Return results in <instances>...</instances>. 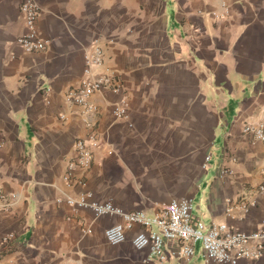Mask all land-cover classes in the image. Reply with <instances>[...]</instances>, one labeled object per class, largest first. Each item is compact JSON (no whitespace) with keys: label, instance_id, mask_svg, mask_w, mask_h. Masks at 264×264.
<instances>
[{"label":"crops","instance_id":"0c3cea01","mask_svg":"<svg viewBox=\"0 0 264 264\" xmlns=\"http://www.w3.org/2000/svg\"><path fill=\"white\" fill-rule=\"evenodd\" d=\"M22 1L0 0V236L13 234L0 264H149L130 241L142 226L110 245L104 230L117 216L73 211L66 199L85 191L148 216L189 197L200 221L256 228L264 142L243 126L264 110V0H36L42 52L15 43L26 32ZM95 42L104 52L99 71L109 68L125 95L101 89L88 114L65 92L85 77ZM91 133V164L69 185L73 143ZM154 264L217 263L196 244L188 260ZM238 264H264V250Z\"/></svg>","mask_w":264,"mask_h":264},{"label":"built area","instance_id":"2783aa9c","mask_svg":"<svg viewBox=\"0 0 264 264\" xmlns=\"http://www.w3.org/2000/svg\"><path fill=\"white\" fill-rule=\"evenodd\" d=\"M19 13L23 20L26 32L15 39L16 45L24 52H42L47 49L48 40L40 35L37 29V19L40 7L36 0H23L19 6ZM104 64L102 47L93 43L91 50L85 55V77L76 86L65 92L69 103L82 105L85 112L92 114L96 107L89 99L103 88L113 93L125 95V86L122 81L112 74L109 68L99 69ZM126 112L125 97L120 99L113 113L123 117ZM243 132L250 134L257 142H264V110L260 119L253 123H246ZM98 145L94 134L88 138H76L73 143V156L68 160L63 179L69 185L78 182L74 172L86 169L92 161L93 149ZM3 141L0 140V149ZM206 156L205 162L210 160ZM264 165V158H263ZM264 190V180L259 186ZM67 204L73 211L88 209L96 217L117 216L119 221L107 226L104 237L108 244L118 245L126 240V231L138 224L142 229L130 240L137 250L146 249L148 254L144 262L149 264L164 262L170 257L188 260L195 253V246L199 244L207 260L217 264H238L240 259L257 260L264 250V218L256 228L246 232L230 226L226 222H203L192 215L193 200L189 197L172 199L153 216L146 215L142 210L126 211L110 200H99L91 192L85 191L76 197H68ZM233 206L229 203L226 214L232 215ZM243 212L248 211L247 204H241ZM13 234L0 236V255L12 241ZM2 264H15L6 260Z\"/></svg>","mask_w":264,"mask_h":264},{"label":"rangeland","instance_id":"374dc122","mask_svg":"<svg viewBox=\"0 0 264 264\" xmlns=\"http://www.w3.org/2000/svg\"><path fill=\"white\" fill-rule=\"evenodd\" d=\"M216 154H213V160L212 161H214L216 158ZM206 159V158H205ZM193 263H196V261L194 260V262Z\"/></svg>","mask_w":264,"mask_h":264}]
</instances>
